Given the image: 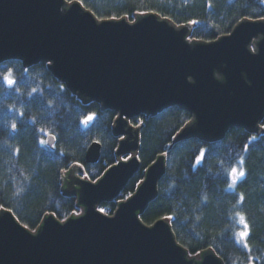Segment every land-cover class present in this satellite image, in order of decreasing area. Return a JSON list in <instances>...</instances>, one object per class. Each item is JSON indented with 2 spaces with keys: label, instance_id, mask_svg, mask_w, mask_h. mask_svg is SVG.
Returning <instances> with one entry per match:
<instances>
[{
  "label": "water",
  "instance_id": "95a60500",
  "mask_svg": "<svg viewBox=\"0 0 264 264\" xmlns=\"http://www.w3.org/2000/svg\"><path fill=\"white\" fill-rule=\"evenodd\" d=\"M191 25L178 26L155 13L100 20L79 2L0 0V63L46 61L54 75L84 100L118 112L121 136L116 156L128 157L96 182L74 166L64 194L75 195L84 214L60 222L53 215L31 232L8 210L0 211V264H224L214 251L190 258L161 219L147 225L140 214L156 198L166 170L161 155L135 193L114 215L98 207L115 199L139 171L140 128L130 119L170 106L191 111L193 120L176 141L201 136L217 141L229 128L258 132L264 119V21L244 20L214 42L190 40ZM55 139L48 136L47 145ZM102 154L94 142L86 162Z\"/></svg>",
  "mask_w": 264,
  "mask_h": 264
},
{
  "label": "trees",
  "instance_id": "16d2710c",
  "mask_svg": "<svg viewBox=\"0 0 264 264\" xmlns=\"http://www.w3.org/2000/svg\"><path fill=\"white\" fill-rule=\"evenodd\" d=\"M67 1L79 2L100 20L133 22L155 13L178 26L191 25L190 40L204 43L231 34L241 21H264L262 0ZM6 68L14 70L17 86L0 83V211H11L35 232L50 215L63 222L80 211L77 196L64 194V175L70 169L79 166L88 180L96 182L118 162L122 138L114 132L118 112L71 91L46 61L26 68L22 60L9 59L0 63V71ZM89 114L95 119L85 127L80 121ZM192 120L191 111L181 106L130 119L140 128V169L115 199L102 202L98 209L112 216L164 155L166 170L157 196L140 219L147 225L169 221L176 240L192 258L211 250L224 264H264V119L258 132L233 126L217 141L199 135L176 141ZM48 136L55 139L53 148L40 143ZM94 142L101 144L102 154L97 163L89 164L86 153ZM200 149L205 150V159L197 164ZM232 167L243 168L246 175L229 188L227 173ZM237 213L250 228L248 249L243 241L237 242L236 233L243 230Z\"/></svg>",
  "mask_w": 264,
  "mask_h": 264
},
{
  "label": "snow or ice",
  "instance_id": "6c2138e0",
  "mask_svg": "<svg viewBox=\"0 0 264 264\" xmlns=\"http://www.w3.org/2000/svg\"><path fill=\"white\" fill-rule=\"evenodd\" d=\"M262 2H264V0H262ZM211 6V5H209ZM192 23H196V21H192ZM0 83L6 85L8 88H16L17 86V80L14 78V70L12 68H6L3 71H0ZM36 90L33 89V92H35ZM95 119V114H89L86 116V118H84L83 120L80 121L81 124H83L85 127L88 126V124L90 122H93ZM12 129L15 130L16 129V125L12 124L11 125ZM40 132L45 133V135H51V133L45 132V129L41 128L39 130ZM252 139H255V137H253ZM41 144H46L47 141L41 139L40 140ZM99 143V142H97ZM245 150H247V146H245ZM19 150H17L18 152ZM205 159V150L204 149H200V153L196 158V163L200 164L201 161ZM239 164H243V160L239 161ZM246 172L243 168H237V167H232L230 169V171L227 173V177L228 179H230L231 183H229L228 187L229 188H233L234 185H236V183L243 177H245ZM244 197L243 195L240 196V201H243ZM101 211H103V209H101ZM237 217H238V222L240 224L243 225V230L239 231L238 233H236V236L238 237L237 242H241L243 241V247H245L246 249L249 248L248 245V237L250 236V228L249 225L246 221V218L243 215H240V213H237ZM168 219H173L172 217H168ZM250 250V249H249Z\"/></svg>",
  "mask_w": 264,
  "mask_h": 264
},
{
  "label": "rangeland",
  "instance_id": "374dc122",
  "mask_svg": "<svg viewBox=\"0 0 264 264\" xmlns=\"http://www.w3.org/2000/svg\"><path fill=\"white\" fill-rule=\"evenodd\" d=\"M127 158H128V157H123V158H121V159H119V160H127ZM75 167H76V166H75ZM77 167H78V166H77ZM78 168H79V167H78ZM70 170H71V169H70ZM70 170H69V171H70ZM69 171H68V172H69ZM68 172H67V173H68ZM79 172H80V168L78 169V171H77L74 175H75V176H79V174H80ZM67 173H66V174H67ZM66 174L64 175V177L66 176ZM84 177H85V176H84ZM190 258H191V257H190ZM196 258H197V259H200L199 257H196Z\"/></svg>",
  "mask_w": 264,
  "mask_h": 264
}]
</instances>
